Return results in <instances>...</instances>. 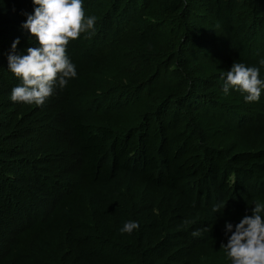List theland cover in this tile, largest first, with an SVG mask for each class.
Here are the masks:
<instances>
[{
  "label": "trees",
  "instance_id": "trees-1",
  "mask_svg": "<svg viewBox=\"0 0 264 264\" xmlns=\"http://www.w3.org/2000/svg\"><path fill=\"white\" fill-rule=\"evenodd\" d=\"M82 3L77 75L36 105L8 67L39 47L34 0H0V264H232L226 224L264 205V86L221 76L264 82V0Z\"/></svg>",
  "mask_w": 264,
  "mask_h": 264
},
{
  "label": "clouds",
  "instance_id": "clouds-1",
  "mask_svg": "<svg viewBox=\"0 0 264 264\" xmlns=\"http://www.w3.org/2000/svg\"><path fill=\"white\" fill-rule=\"evenodd\" d=\"M34 14L28 15L23 28L28 29L38 39L39 47L29 48L26 55H16L17 39L12 45V53L8 55V67L16 77L22 80L21 85L12 89L11 100L26 104L43 105L46 98L53 94L57 80L60 88H64L69 78L77 75L75 66L67 56V45L70 40L79 38L81 33L94 28L96 17L90 16L85 22L82 0H34ZM94 34V33H93ZM264 64V61H261ZM257 67H247L243 63H234L226 72L223 91L228 94L229 88L246 93V102H256L261 97L264 82L259 78ZM224 205H214L213 211L219 212ZM264 205L255 204L251 216L245 215L235 225L226 224V235L231 233L227 255L232 264H264V219L261 212ZM139 228V223L128 221L121 228V233L131 234ZM206 229V228H205ZM201 230L192 235L199 236Z\"/></svg>",
  "mask_w": 264,
  "mask_h": 264
}]
</instances>
